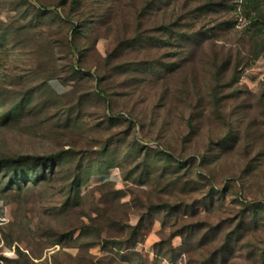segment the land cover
Segmentation results:
<instances>
[{"label": "rangeland", "instance_id": "obj_1", "mask_svg": "<svg viewBox=\"0 0 264 264\" xmlns=\"http://www.w3.org/2000/svg\"><path fill=\"white\" fill-rule=\"evenodd\" d=\"M0 264H264V0H0Z\"/></svg>", "mask_w": 264, "mask_h": 264}, {"label": "trees", "instance_id": "obj_2", "mask_svg": "<svg viewBox=\"0 0 264 264\" xmlns=\"http://www.w3.org/2000/svg\"><path fill=\"white\" fill-rule=\"evenodd\" d=\"M78 0H76V2H77ZM243 3H244V5H245V3H247V0H243ZM44 11H46V10H44ZM69 23H71L72 25V30H73V32H74V35H76L77 33H79V29H78V26H77V23H75V22H71V21H69V20H67ZM168 31V30H167ZM143 40V38H142V36H140L139 34H138V36H136V38H135V41L136 42H139V41H142ZM68 49H69V53L71 54V55H77V56H79V57H82L83 56V54H81L80 52H78V50H77V47H76V45H75V43L73 42V40L71 41H68ZM78 66H77V64H74L73 65V72H78ZM236 71V70H235ZM236 79H235V81L236 80H239V78H240V75H242L241 74V72L240 71H238L237 73H236ZM100 81V80H99ZM237 82V81H236ZM235 82V83H236ZM101 93V92H100ZM99 93V94H100ZM102 95H103V93H101ZM100 94V95H101ZM226 143H227V141L226 142H224V144L223 145H226ZM169 157L172 159L173 157L172 156H170L169 155ZM17 182V181H16ZM16 182L14 183V184H16ZM139 229V228H138ZM138 229H135L133 232H132V235H131V239L128 241V242H131V243H133L135 240H136V237H137V235H138ZM174 253V252H173ZM173 256V255H172Z\"/></svg>", "mask_w": 264, "mask_h": 264}]
</instances>
